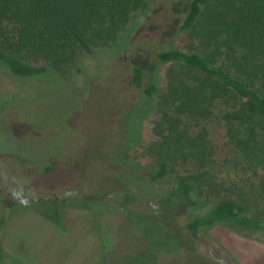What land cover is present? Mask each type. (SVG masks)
Instances as JSON below:
<instances>
[{"label": "rangeland", "instance_id": "rangeland-1", "mask_svg": "<svg viewBox=\"0 0 264 264\" xmlns=\"http://www.w3.org/2000/svg\"><path fill=\"white\" fill-rule=\"evenodd\" d=\"M189 1L150 0L133 16L135 32L122 49L77 52L56 66L31 56L53 70L32 82L0 67V169L37 190L22 206L0 186V264H264V230L223 226L201 241L189 237L185 224L195 215L170 195L181 177L199 173L193 161L176 160L164 178L150 181L161 162L150 149L160 143L162 120L157 112L140 122L149 106L140 103L141 90L129 86L131 69L141 66L149 83L159 52L201 51L180 31ZM170 68H159L162 90ZM220 116L204 123L214 156L203 199L259 195L263 200L252 212L264 215V171L255 172L234 153L221 136ZM139 123L142 144L129 149ZM135 164L149 171H141L149 185L146 193L132 187L129 194L139 202L126 213L120 208L128 189L122 181L140 183Z\"/></svg>", "mask_w": 264, "mask_h": 264}, {"label": "trees", "instance_id": "trees-1", "mask_svg": "<svg viewBox=\"0 0 264 264\" xmlns=\"http://www.w3.org/2000/svg\"><path fill=\"white\" fill-rule=\"evenodd\" d=\"M149 2L0 0V67L32 82L53 70L34 64L31 56L39 55L55 65L60 60L73 61L77 52L104 55L106 50L122 49L135 32L136 27H130L133 16L147 10ZM180 31L197 41L201 51L173 48L159 52L155 79L149 83L141 66L131 69L129 86L141 90L140 103L149 106L140 122L157 112L162 120V131H157L160 143L150 149L161 162L150 181L164 178L176 160L194 162L199 173L181 177L170 196L194 213L185 230L195 241L223 226L263 231L264 215L252 212L263 200L259 195L241 193L210 200L203 199L202 193L212 185L214 156L204 123L217 114L221 115V136L234 153L250 169L264 171V0H190ZM25 51L31 55L24 56ZM162 66H171L164 90L156 80ZM192 125H196V135L191 134ZM132 142L126 144L129 149L142 144L140 123ZM134 168L140 183L134 185L130 178L122 181L128 189L120 195V208L126 213L131 212L127 207L139 202L138 196L129 194L132 187L144 193L149 185L141 172L149 175V171L137 164ZM53 169L47 167L46 172ZM54 205L58 215L59 203Z\"/></svg>", "mask_w": 264, "mask_h": 264}, {"label": "clouds", "instance_id": "clouds-1", "mask_svg": "<svg viewBox=\"0 0 264 264\" xmlns=\"http://www.w3.org/2000/svg\"><path fill=\"white\" fill-rule=\"evenodd\" d=\"M26 184L25 178L10 174L6 168L0 169V186L5 187L10 198L22 206H27L37 196V190L26 189ZM68 195H74V193H68Z\"/></svg>", "mask_w": 264, "mask_h": 264}]
</instances>
